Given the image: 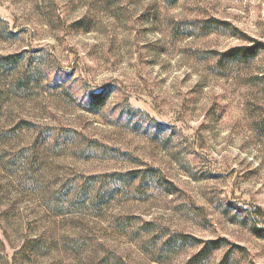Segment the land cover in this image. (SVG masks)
<instances>
[{
    "label": "rangeland",
    "instance_id": "374dc122",
    "mask_svg": "<svg viewBox=\"0 0 264 264\" xmlns=\"http://www.w3.org/2000/svg\"><path fill=\"white\" fill-rule=\"evenodd\" d=\"M255 44L264 0H0V264H264Z\"/></svg>",
    "mask_w": 264,
    "mask_h": 264
},
{
    "label": "trees",
    "instance_id": "16d2710c",
    "mask_svg": "<svg viewBox=\"0 0 264 264\" xmlns=\"http://www.w3.org/2000/svg\"><path fill=\"white\" fill-rule=\"evenodd\" d=\"M262 46L259 44L238 47L228 50L221 54V58L219 60L220 63H227L236 61L239 63H250L252 60L258 56V54L263 50ZM20 56L18 54L10 55L0 59V68L5 67H17L20 64ZM107 96L104 94H95L92 96V105L96 106L97 109H100L106 102ZM169 246L172 247L177 243V240H168ZM221 247L219 241L214 240L207 243L191 260L188 264H197L203 259L209 257L213 249H218Z\"/></svg>",
    "mask_w": 264,
    "mask_h": 264
}]
</instances>
